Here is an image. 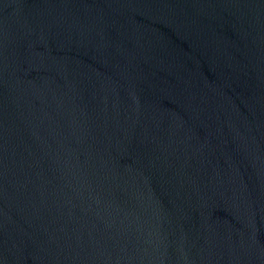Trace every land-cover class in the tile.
<instances>
[{"label": "water", "instance_id": "water-1", "mask_svg": "<svg viewBox=\"0 0 264 264\" xmlns=\"http://www.w3.org/2000/svg\"><path fill=\"white\" fill-rule=\"evenodd\" d=\"M0 264H264V0H0Z\"/></svg>", "mask_w": 264, "mask_h": 264}]
</instances>
